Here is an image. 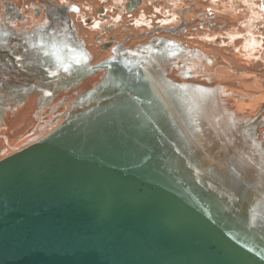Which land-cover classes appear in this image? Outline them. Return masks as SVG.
Here are the masks:
<instances>
[{
    "label": "water",
    "instance_id": "95a60500",
    "mask_svg": "<svg viewBox=\"0 0 264 264\" xmlns=\"http://www.w3.org/2000/svg\"><path fill=\"white\" fill-rule=\"evenodd\" d=\"M5 4L12 22L25 20ZM31 8L48 28L0 27V124L33 94L43 112L75 91L57 100L70 103L58 124L40 123L50 133L0 152V264H264L261 116L237 138L213 136L211 112L228 117L214 90L162 72L180 41L119 46L92 63L65 7Z\"/></svg>",
    "mask_w": 264,
    "mask_h": 264
},
{
    "label": "bare ground",
    "instance_id": "6f19581e",
    "mask_svg": "<svg viewBox=\"0 0 264 264\" xmlns=\"http://www.w3.org/2000/svg\"><path fill=\"white\" fill-rule=\"evenodd\" d=\"M5 1L6 0H0V6H1L0 7V27L1 26L9 27V28L13 27L15 30L19 31V29L23 28L21 26V24H23L24 22H27V23L29 22L30 24L28 23L29 25L28 26L26 25V28H24V30H31L32 28H34V26L37 23H39L41 25H45V27L48 28L49 21H48L47 17L46 16L35 17L33 14L32 8H30L29 14H27V12H28L27 10L21 9L25 14L24 15L25 20L12 22L9 19V15L8 14L5 15V11H6ZM169 1H171V0H169ZM172 1L174 2V0H172ZM176 1H177V5H175V6L181 7L183 5L182 4L183 0H176ZM166 2H168V0H166ZM244 2L247 4L248 7H250V10L252 12L249 15H247V17L242 19L241 23H239L241 20H239V22L237 21V18L239 16L237 17L234 12H231V10L226 9V8L224 10H222L223 13H225V14L227 13L228 16L230 15L231 20H234V22H235V20L237 21L235 23V26L233 27V31L231 32L232 33L231 36L235 39L244 38V41L247 40V41H245L244 45H241L242 48H240L239 51H237L238 53L234 54L233 57H230V56H228L226 58L221 57L220 56L221 54H225L228 52L222 53L220 51L219 52L214 51V50L212 51V49L208 48L209 45L205 42H195V43L193 42V43H190L191 44L190 45L189 43H185L181 39L172 37V35H168L169 32H174L175 28H172V27L171 28L170 27L169 28L161 27L162 30L168 31V34H166V36H162V35L152 36L150 43H152L158 37H168V38H172V39L180 41L182 46H183V49L181 50L180 53H178L177 55H173L172 57H169L164 62L162 68L160 67L161 69H163L162 72L164 74H166L167 76L173 78V80H175L177 82H194L197 84L209 86L211 89L214 90L215 96L217 98H219L218 100L216 99V102H219V104L221 105L220 108H222V107L225 108V106H226V109L228 111V117L226 115L224 117H219V116H217V113L215 111H214V113L212 111L209 118H208V120H209L211 117V121L213 122V125H209L206 128L208 129V131L210 133H213V136H215L214 134L218 131H220V132H224V131L226 132L227 131L228 132V130H229L231 132V130H232L233 138H237L239 133L241 132V130L245 127V125H244L245 122L246 121H255L254 120L255 114H259L261 117H259L258 122L261 119L263 121V124H261V126H259L257 128V131L255 132V137H256L255 139H256V142L258 140H262L263 144H264V80L261 78L262 76L264 77V73L262 74L258 71L253 72V71L246 70L244 68L242 69L244 71L239 72V69L236 67V64L237 65L240 64L241 67H242V65L247 66V65L251 64L253 60H255V59L251 60V57H249V53L246 54L247 57H245V58L242 55V53L248 52V50L246 48H248L247 46H248L250 40H251L252 44L260 45V43L261 44L264 43V6H262L258 0H245ZM141 3H143V2H141ZM168 3L167 4L170 5V2H168ZM184 5H186V4H184ZM217 6L218 5H215L214 9L216 11L217 10L221 11L220 8ZM171 7H173V5ZM253 7L255 10H253ZM194 15L195 14L193 12H189V13L186 12V15H184L182 17L183 20L179 21L177 26H180L181 29L183 27H186V25L188 24V21L191 20V18ZM3 17L5 18L6 22L3 21V19H2ZM236 24H237V26H236ZM52 25H54V24L52 23ZM54 26H56V25H54ZM198 33L202 37H207L208 30H205L203 32L198 31ZM102 37H104V36H102ZM102 37H100V38H102ZM228 37H230V36H228ZM96 39H97V37H96ZM241 40H243V39H241ZM98 41H99V39H98ZM224 41H226L224 38L219 39L216 44L221 45ZM150 43L148 42L147 44H150ZM147 44H145L143 46H146ZM143 46H139L138 48L143 47ZM124 47L128 48V49L136 48V47L131 48L132 46L127 47V45ZM233 47L236 48L235 41H234ZM114 49H115V47H114ZM232 52H234V51H232ZM257 56L258 55H254L253 57L257 58ZM219 60L220 61L222 60L224 62L220 63ZM224 63H226V64L228 63V64L225 65ZM214 65H215V68H213ZM205 67H207V68H205ZM214 69L216 71H214ZM254 69H256V68L254 67L251 70H254ZM173 70H178V71H177V73H175V72H173ZM208 73L211 74V77H207V80L210 82H213V83H207V82L201 80V79H204L205 75H207ZM90 77L86 78V80H84L83 82H87L90 79ZM234 81H237L239 87H243L244 89L250 90V91H257V93H255L254 95L249 96L251 98L250 102L246 101V98H245L246 94L244 92H242L239 87L237 88V87L230 85L231 84L230 82H234ZM217 83L222 84V85H227L229 90H228V88H226L227 86L226 87L223 86L224 88H217L216 87ZM218 89L221 92L220 95L218 94V92H219ZM231 89H234V91ZM203 91L208 92V89L204 88ZM230 93H231V95H230ZM2 96L3 95L0 94V98ZM38 98H39V95L34 94L31 97L29 96L28 99L24 103H21L20 105L19 104L10 105V107L14 108L13 110H11V111L7 110L5 118H4V122L2 124H0V141L3 140L4 142H6L7 148H8L7 150H11L9 145L15 149H18L21 146L27 145L28 143L36 142L41 137L46 136L54 128H56V126L54 127V125H50L49 121H48L44 128H40V126H38L37 129L34 131V133H32L31 135H28L27 137L21 139V141H17L14 144H11L8 133L11 130L13 131L14 121L19 116L21 117L22 111H24V112H23L21 118H24V119H26V118H29V120L30 119H32V120L38 119L39 115H41L40 113H42V111L41 112H40V110L37 111ZM54 100H53V102H54ZM65 101H66V99H65ZM53 102L51 104H53ZM51 104H50V106H51ZM4 105L6 106L5 101L0 100V117L2 116L1 114H2V111L4 109ZM58 106H59V104L56 102V104L54 105V109H57ZM33 107H34V109H33V112L31 113L30 108H33ZM47 107H49V106H47ZM47 107H45V108H47ZM249 107H251V108L249 109ZM26 110H27V112L25 113ZM215 117L218 118L216 122H215ZM59 120L55 116L54 121L50 119V122L56 124L57 122H60ZM244 130H245V128H244ZM226 134H231V133L228 132ZM256 134H257V136H256ZM231 135L226 136L228 138H226L225 136H224V138L220 137V140L218 139L219 144L229 141L230 140L229 138H231ZM232 141L233 140H231V142ZM206 144L208 145L209 148H213L215 141H213V142L208 141V143L206 142ZM220 156L222 157V155H220ZM230 157L224 155L222 157L221 161L227 162V161H229Z\"/></svg>",
    "mask_w": 264,
    "mask_h": 264
},
{
    "label": "flooded vegetation",
    "instance_id": "af4514ba",
    "mask_svg": "<svg viewBox=\"0 0 264 264\" xmlns=\"http://www.w3.org/2000/svg\"><path fill=\"white\" fill-rule=\"evenodd\" d=\"M8 1L15 2L17 6H18L17 2L20 1L21 3L19 4V7H21V9L23 10L24 9L28 10L27 7L31 8L33 6L32 4L39 0H8ZM49 1L55 2L56 4L63 6L67 9L68 14L80 38L85 42L86 47L89 50H91V52L93 53V58L94 55H96L97 51H100L102 53L100 54V56L105 57V55H107L105 53L107 52L106 47H109L108 50L111 49V51L114 53L115 50L114 47L116 46H117L116 48H118L119 46L127 45V46H132L131 48H133L135 47L134 46L135 44L133 45L132 41L136 42L142 40L139 43L143 44L146 42L145 39L149 38L151 35L157 32L160 35L168 34V31L162 30L159 26L169 24L170 21H172L173 24H175L172 26V28H175L176 33L178 32L177 34L174 35L175 36L179 35L181 39H185V40L194 39L195 37H197L198 30L199 31L208 30V33L211 34V36H214L215 40L217 39V41L218 39L223 37L226 41H224L221 45L219 43H218L219 45H215L213 49L214 51H218V52L220 51L222 53L239 51V49L242 48L241 45H243V42L240 43L238 38L235 39L231 36L232 33L230 32V30L232 29V27H234L232 22L229 20H225L226 23L225 22H223V24L221 23L220 18L228 14L227 13L220 14L219 10L216 11L214 7L211 6L213 4L215 5L216 0H212V2L204 1V0H191V1L183 0L182 1L183 5L181 7L175 6L176 3H174L172 0L171 1L168 0V2H170V5H168L169 3L166 2V0H147L144 6H141L142 5L141 2L145 0H49ZM185 2H189V3H185ZM204 3H207L208 6L207 4ZM171 4L173 5V7H171L172 6ZM184 4H188V6H185ZM189 10L192 11L195 15L191 18V20L188 21V25H186L187 30L182 31V29H180V26H177V24L179 23V21L183 20L182 17L186 15V12ZM236 12L239 14H243L242 10H237ZM10 14L11 13L8 12V15ZM27 14H29V12H27ZM5 15H6V11H5ZM40 16H45V15L41 14ZM26 23L27 22H24L23 24H21V26L24 27L30 24L29 22H28L29 24ZM220 29L221 32L217 33V35H212L215 31ZM170 33L172 32H169V34ZM207 41L211 46L210 43L211 38L208 39ZM234 41L237 50L236 48L233 47ZM262 48L264 50V47ZM257 60H258L256 62L257 65H255L257 67L255 66L253 67L257 68L260 72H264V62H263L264 53L263 54L261 53L259 59ZM92 63L95 62L92 60Z\"/></svg>",
    "mask_w": 264,
    "mask_h": 264
},
{
    "label": "rangeland",
    "instance_id": "374dc122",
    "mask_svg": "<svg viewBox=\"0 0 264 264\" xmlns=\"http://www.w3.org/2000/svg\"><path fill=\"white\" fill-rule=\"evenodd\" d=\"M209 1H211L212 2V0H209ZM243 1V2H242ZM225 0V2L222 4V6L221 5H218V7L220 8V14H224L223 12H222V10H224L225 8L226 9H229V10H231V12H234L235 14H236V16L238 17L237 18V21L239 22V20H241L239 23H241L242 22V19H244L245 17H247V15H249L252 11L250 10V7H248L247 6V4L244 2L245 0ZM146 2H147V0H145L144 1V3H143V6L146 4ZM174 2L176 3V5H177V1L176 0H174ZM18 3V5L21 3L20 1H18L17 2ZM185 3H189V2H185ZM204 4H207V3H204ZM17 5V4H16ZM187 6H188V4H186ZM185 5V6H186ZM205 6V5H204ZM203 6V7H204ZM207 6H208V4H207ZM211 6H215L214 4L213 5H211ZM262 6H264V4L262 5ZM206 7V6H205ZM28 8V12H29V10H30V7H27ZM144 8V7H143ZM249 8V9H248ZM237 10H242V12H243V14H239V13H237L236 11ZM253 10H255L254 9V7H253ZM189 12H192V11H187V13H189ZM244 13H246V14H244ZM143 14H144V12H143ZM241 18V19H240ZM225 20H229V21H231L232 22V24H233V26H235V23L237 22L236 20H235V22H234V20H231V18H230V15L228 16V15H224V16H222L221 18H220V21H221V23L223 24V22H225ZM226 23V22H225ZM238 23V24H239ZM173 25H175V24H173V22L171 21L169 24H166V25H162V26H159L160 28L161 27H163V28H165V27H167V28H171ZM188 25V24H187ZM236 26H237V24H236ZM181 29V28H180ZM191 29V28H190ZM186 31L187 29H186V27H183L182 28V31ZM199 31V30H198ZM200 31H203V30H200ZM233 31V27H232V29L230 30V32H232ZM219 32H221V29L220 30H217V31H215L212 35H217V33H219ZM178 33V32H177ZM176 33V31L174 30V32H172V33H170V34H168V35H172V37H175V38H178V39H181L180 38V36L179 35H177V36H175L174 34H177ZM256 34V33H255ZM156 35H160L158 32L157 33H155V34H153V35H151L149 38H147V39H145V43H143V44H141V43H139V42H141L142 40H140V41H136V42H138V43H136L135 41H132V44L136 47V48H138L139 46H143V45H145V44H147L148 42L150 43V41H151V37L152 36H156ZM162 36H166V34H164V35H162ZM211 38V41H210V43H211V46H210V44H209V42L207 41L208 39H210ZM223 37H221L220 39H222ZM241 39H243V40H241ZM144 40V39H143ZM182 41H184L185 43H195V42H205V43H207L209 46H208V48L209 49H212V51H213V48H214V46L215 45H217L216 43H217V39L215 40V38H214V36H211V34H207V37H202V36H200L199 35V33L197 32V37H195L194 39H187V40H185V39H181ZM219 40V39H218ZM239 41H240V43H242L243 42V45L245 44V41H247V40H245L244 41V38H239L238 39ZM86 45V44H85ZM191 45V44H190ZM117 47V46H116ZM116 47H115V49H116ZM127 47H130V46H127ZM195 47V46H194ZM248 48H246L247 50H248V52L247 53H242V55L244 56V58L245 57H247L246 56V54H248L249 53V57H251V60L252 59H255V60H253L252 61V63L251 64H249V65H242V67L240 66V64L239 65H237L236 64V67L239 69V72H242V71H244V70H242L243 68L244 69H246V70H249V71H253V72H260L257 68L256 69H254V70H251V69H253L254 67L253 66H255V65H257L256 64V62L258 61V60H256V59H258L259 57H260V54L262 53H264L263 51V48L262 47H264V43H260V45H257V44H252V42H251V40H250V42H249V44H248V46H247ZM87 48V47H86ZM107 48V52H105L107 55H105V57L103 56H100V54H102L100 51H97V53H96V55H94V58H92V60L95 62V63H97V62H99L100 60H103L104 58H107V57H109V56H111V55H113L114 53L109 49L108 50V48L109 47H106ZM197 48V47H196ZM88 49V48H87ZM89 50V49H88ZM236 50H237V48H236ZM90 51V53H91V55H92V57H93V53L91 52V50H89ZM230 53V54H229ZM238 52L237 51H234V52H228V53H225V54H221L220 56L221 57H223V58H226V57H228V56H230V57H233L234 56V54H237ZM254 55H258L257 56V58L256 57H253ZM220 59V58H219ZM220 61V60H219ZM221 62H224V61H220V63ZM225 65H227L226 63H224ZM230 64V63H229ZM231 65V64H230ZM255 67H257V66H255ZM260 67V66H259ZM205 68H207V67H205ZM213 68H215V65L213 66ZM22 69V68H21ZM177 71L178 70H173V72H175V73H177ZM214 71H216L215 69H214ZM20 72V71H19ZM260 73H264V72H260ZM98 75H99V73H97V74H95V75H93V76H91L90 77V79L87 81V82H83L79 87H80V89H87V88H89L91 85L93 86V85H95L97 82V80H98ZM207 77H211V74H207V75H205V77H204V79H201V80H203V81H205V82H207V83H213V82H210V81H208L207 80ZM263 80H264V77L262 76L261 77ZM198 80V79H197ZM231 83V84H230ZM229 84L231 85V86H234V87H239L238 86V83H237V81H234V82H230ZM228 84V85H229ZM240 88V90L242 91V92H244L245 94H246V101H248V102H250L251 100V98L249 97V96H252V95H254L255 93H257V91H250V90H246V89H244L243 87H239ZM74 91L75 90H71L69 93H61L55 100H54V102H53V104H56V102H57V100L60 98V97H62V96H64V95H66V94H68V95H72V96H74ZM244 94V95H245ZM53 104H51V106L53 105ZM51 106H49V107H47V108H44V112H42V113H40L41 115H39V118L38 119H30L29 120V118H26V119H24V118H21L22 117V114H23V112L24 111H22V113H21V117L19 116L15 121H14V127H13V131L11 130V131H9V133H8V136H9V138H10V141H11V144H14L15 142H17V141H21V139H23V138H25V137H27L28 135H31L32 133H34V131L37 129V127L38 126H40V123L42 122V121H47V120H53L54 121V117L56 116V114L58 113V111H61V110H64V111H67V110H69L70 109V103H69V101L66 99V101L62 104V106H58L57 107V109H55V110H53V111H51V109H50V107ZM69 107V108H68ZM251 107H249V109H250ZM31 109V113L33 112V109H34V107L33 108H30ZM57 111V112H56ZM27 112V110L25 111V113ZM52 112V113H51ZM55 115V116H54ZM54 116V117H53ZM30 117V116H29ZM23 120V121H22ZM39 123V124H38ZM35 127V128H34ZM21 129V130H20ZM27 133V134H26ZM24 135V136H23ZM3 148H6V149H8L7 148V144H6V142H4L3 140H1L0 141V152H1V150L3 149Z\"/></svg>",
    "mask_w": 264,
    "mask_h": 264
},
{
    "label": "crops",
    "instance_id": "0c3cea01",
    "mask_svg": "<svg viewBox=\"0 0 264 264\" xmlns=\"http://www.w3.org/2000/svg\"><path fill=\"white\" fill-rule=\"evenodd\" d=\"M191 1V0H190ZM204 1H209V0H204ZM225 2V0H216V2H215V5H221L222 6V4ZM259 2H260V4L261 5H263L264 4V1L263 0H258ZM143 3H144V1H143ZM143 3H142V5L141 6H143ZM218 7V6H217Z\"/></svg>",
    "mask_w": 264,
    "mask_h": 264
}]
</instances>
